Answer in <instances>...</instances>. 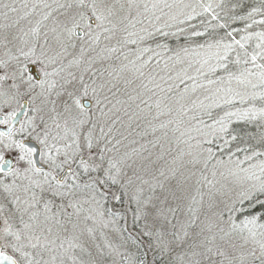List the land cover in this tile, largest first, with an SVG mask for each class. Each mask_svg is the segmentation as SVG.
<instances>
[{
  "label": "snow or ice",
  "instance_id": "snow-or-ice-1",
  "mask_svg": "<svg viewBox=\"0 0 264 264\" xmlns=\"http://www.w3.org/2000/svg\"><path fill=\"white\" fill-rule=\"evenodd\" d=\"M0 264H264V0H0Z\"/></svg>",
  "mask_w": 264,
  "mask_h": 264
},
{
  "label": "trees",
  "instance_id": "trees-1",
  "mask_svg": "<svg viewBox=\"0 0 264 264\" xmlns=\"http://www.w3.org/2000/svg\"><path fill=\"white\" fill-rule=\"evenodd\" d=\"M256 2L257 0H247V3L249 4L256 3ZM236 26L242 27L243 25L242 23H238ZM165 42L169 43L173 48H175L177 44H182L185 41H184V38L181 36L179 39H177L176 37H169ZM205 119L207 118L205 117ZM233 127H235L239 131H242L243 133H258L260 131V129L255 124H251V123L246 124L244 122H241L239 124H234ZM244 141H247L246 135L244 137ZM244 141H233L231 148L230 149L225 148L223 153L220 151V147L223 145V140L221 139H217L216 141H214L212 145H205V147H212L213 150L216 152L217 156H223V158L226 160L227 153L229 151H234L238 143L240 147L245 146ZM249 143H255V141H250ZM237 155L240 156L241 159H243V153H237Z\"/></svg>",
  "mask_w": 264,
  "mask_h": 264
},
{
  "label": "rangeland",
  "instance_id": "rangeland-1",
  "mask_svg": "<svg viewBox=\"0 0 264 264\" xmlns=\"http://www.w3.org/2000/svg\"><path fill=\"white\" fill-rule=\"evenodd\" d=\"M162 39V38H161Z\"/></svg>",
  "mask_w": 264,
  "mask_h": 264
}]
</instances>
